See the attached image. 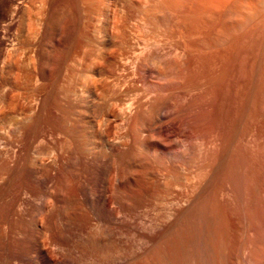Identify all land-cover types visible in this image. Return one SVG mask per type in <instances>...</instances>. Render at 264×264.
Returning a JSON list of instances; mask_svg holds the SVG:
<instances>
[{
	"label": "rangeland",
	"instance_id": "obj_1",
	"mask_svg": "<svg viewBox=\"0 0 264 264\" xmlns=\"http://www.w3.org/2000/svg\"><path fill=\"white\" fill-rule=\"evenodd\" d=\"M131 1L107 0L110 12L95 15L93 25L84 29L89 19L76 0H0V253L31 252L36 225L50 224L58 205L60 215L53 216L47 239L58 241L64 223L84 227L87 216L73 213L81 209V177L91 184V177L103 174L117 211L137 221L159 222L174 200H157L152 192L144 201V162L160 172L157 193L178 194L179 202L207 174L213 175L203 202L206 223L198 217L188 223L201 227L202 234L208 225L209 236L225 241L224 252L247 233L238 228L246 224L238 208L249 217L264 215V0H229L226 16L217 12L220 0H202L200 7L179 0ZM249 3L254 12L247 15L244 5ZM113 10L127 16L121 36L112 28L117 23ZM139 61L152 65L161 80L146 74L138 82ZM125 81H133L138 94L123 91ZM116 96L124 110L114 105ZM158 104L170 123L163 136L155 124L144 126L137 112L148 118ZM156 140L164 146L171 140L178 147L159 154ZM180 149L188 151L187 157ZM123 163H128L127 177L135 178L125 194L115 184L116 175L125 172ZM172 165L180 178L173 187L167 176ZM55 196L63 198L56 207ZM75 239L79 251L83 240ZM54 250L47 247L50 253Z\"/></svg>",
	"mask_w": 264,
	"mask_h": 264
},
{
	"label": "bare ground",
	"instance_id": "obj_2",
	"mask_svg": "<svg viewBox=\"0 0 264 264\" xmlns=\"http://www.w3.org/2000/svg\"><path fill=\"white\" fill-rule=\"evenodd\" d=\"M76 1L80 3V6L82 5V7H81L82 15L86 16L89 19V21H87L86 24H84V26H83L84 29H88V28H90L93 25L92 24L93 22H91L92 20L90 21V19L95 17V15L96 16H103L104 13L106 14L108 11L110 12V10H111L110 5H107V4L111 3V2L108 1L109 3L106 4L107 0H76ZM120 1L121 2L122 1L123 2H125V1L126 2H130L131 0H120ZM150 1H154V0H150ZM157 1L158 2L159 1L163 2L162 0H157ZM180 1H183V5H184V2H190V3L194 4V5L197 4V6L200 7V1H202V0H179L178 2H180ZM220 1L223 2L222 3L223 5L221 6V8L219 7V10L211 8V7H210L211 9H208V10H211L213 12L214 11L216 12V10H217V12L220 13V14L221 13H223L224 15L227 14L228 8H229L227 6V4H228L229 0H220ZM131 2L133 3V1H131ZM131 2L129 4H132ZM164 2H165V0H164ZM167 2H170V1L167 0ZM171 2H173V0ZM185 6H187V5H185ZM245 6L246 5H244V8L247 11V12L244 11L245 14H247V13L249 14L254 9L253 6L250 5V3L246 7ZM184 8H186V7H184ZM187 8L190 9L188 6H187ZM176 9H177V7H176ZM245 9H243V10H245ZM182 10H184V9H182ZM105 11H107V12H105ZM114 11L115 10H113V14L112 13H110V14H112L111 16L113 17V20L117 22V23H115V22L114 23L117 24V25L114 24V27H116V28H114L112 26L111 27L113 29H115V31L117 33H120V35L119 34L118 35L121 36V35H123L122 33L124 31V30L122 31V29H124L122 27V25H123V22L126 20L127 16L119 15V13H117L116 11L114 12ZM256 11H257V9H256ZM184 12H186V11H184ZM218 13H216V14H218ZM229 13H230V11H229ZM187 14H188V10H187ZM105 16H107V15H105ZM225 18H227V17H225ZM253 19H255V18H253ZM237 20L239 21V19H237ZM77 25H74V26L76 27ZM52 26H58V24L56 25V23H54ZM60 26H59V28L61 29ZM55 28H58V27H55ZM124 35H125V33H124ZM159 43H161V42H159ZM156 44H155V46H157ZM171 45H169V46H171ZM152 46H153V44H152ZM137 47H138V45H137ZM161 48H158V51ZM119 50H121V49H119ZM98 52H101V51H98ZM127 55H129V54H127ZM155 55H156V53H155ZM180 55H182V54H180ZM119 58H121V57H119ZM126 58H128V56ZM157 59H158V57H157ZM119 60H121V59H119ZM122 61H123V59H122ZM142 61H139L140 64L137 67V75L139 76V79H140L138 82H140L141 79L144 80L145 77H146V74L155 76L156 79H160L161 80L160 74L154 68L151 67L152 65L148 66ZM132 62H133V60H132ZM154 64H156V63H154ZM124 65H125V63H124ZM87 68H89V67H87ZM102 72H103V70H102ZM78 75H76V76H78ZM137 75H136V78H137ZM123 79H125V78H123ZM126 81H127V79H126ZM126 81H125V83L127 84L129 81L128 82H126ZM114 82H116V81H113V83ZM134 82H135V80H134ZM172 82H174V81H172ZM118 83H119V80H118L117 84ZM87 84L88 83H86V86H87ZM114 85H116V84H114ZM156 85H157V83H156ZM86 86H85V88H86ZM110 86L111 85H109V87H106L105 92L109 91ZM113 87H115V86H113ZM135 87H134L133 81H131V82H129L127 84L125 90H123V91L128 92V93L131 92V93H134V94H138L137 93L138 92L137 88H135ZM81 88L82 87H80V90H81ZM83 89L84 88H82V90ZM103 89L100 88L99 90L101 91ZM114 89H113V91H114ZM94 90H95V88H93L92 91H94ZM116 90H118V89H116ZM119 91H121V90H119ZM75 94H76V92H75ZM111 94H112V92H111ZM111 94L109 93V95H111ZM110 97H112V95L109 96V98ZM132 97H134V96H132ZM112 99L111 100L113 102H115L114 105L116 104L118 106V108H122L123 107L122 104H120L119 99H117V96L115 98H112ZM130 101H131V99H130ZM158 105L159 106H157V107L155 106L153 112L150 114V116H148V118L147 117L144 118V116H142V112H140V110H138L137 112H138L139 121L143 122L144 126H149L150 127V126L155 124V126H157L156 133L158 135H160V136H163V135L166 134L167 129H168L167 127L169 126L170 123L168 124L166 122L165 113L163 111L164 109L162 108L164 106H160V104H158ZM139 108H140V106H139ZM166 110H168V109H166ZM117 116H119V113H118ZM88 124L91 126L92 119H90ZM148 135L150 136V134H148ZM159 139H161V137ZM157 140H156V143L154 145H155L156 152H158L159 154H162L163 151H167L168 148H173V149L175 148L176 149L178 147L175 144V142H173L171 140H168L170 143H167L166 144L167 146H164L165 143L164 144L161 143L160 142L161 140H159V141H157ZM163 140H164V138H163ZM192 145H191V148H192L191 150H194L195 148ZM178 152H180V151H178ZM187 152L186 151H182V152H180V155L183 156V157L184 156L187 157V155H188ZM199 153H200V150H199ZM175 155L176 154H174V156ZM127 164L128 163H123L122 169L125 172L122 171L123 173H121L119 175H116L117 179H116V183H115L117 190L118 191L121 190V193H124V194H125V190L128 187L129 181H133V182L135 181V178H133V177H129L128 178L127 175H126V173L128 174V172H127ZM151 164L150 163H145V162L140 164V168H141L140 170H142V171H140V179H141V183H142L141 188L143 190L142 193L144 194V198L147 197V196H150L151 193L153 192V194L155 193L154 196H155V199H157V200H159V199H161V200L164 199L165 200V198L167 196H171L172 200H174L172 203L170 202L171 203L170 205L172 207L170 209V211L167 213V215L165 217H163L162 220L159 219L160 220L159 222L158 221L157 222H155V221L147 222L145 220L137 221L133 217H130L129 215H127V214H125L123 212L117 211L113 207V203L115 201L110 200L108 198L107 189L105 187L106 183L108 181V178L105 177L103 174H99L97 176L91 177V179H90V180H92L91 184H89V182L86 183L87 180L84 177H81L77 181L78 186H79L78 187L79 188L78 191L80 193V199H78V200H80L79 203H81V206H80V204H79V206L81 207V209L76 207V211L75 212L73 211V213L75 215H77V216L78 215H86L87 216L88 220L86 221L84 227H82L81 229H78L72 224L64 223L62 229L60 228V230H59L58 237H57L58 241H55L56 239L54 240L53 238L52 239L50 238L51 240L49 238L47 239L46 236H47L48 232L50 234V232L53 230V226H54L53 224H55V222H54L55 220H54L53 216L57 217L58 215H60V213H59L60 211H59V208H58L60 205H58V203L62 202V200H63V198L60 199L61 197L59 198V196H55L53 198L54 199V205L56 207L55 203H57L58 206H57V208H53V211L55 210L56 213L53 214V216L50 218V224H49V222H48V224H44V223L42 224V222L40 221L41 224L36 225L35 237H34L33 241L29 244L31 252H29V249L26 247L28 250H26V251H24L22 253H19V254H14V253H12V254H10V253L2 254V253H0V264H264V215H260V213L258 212L259 216L257 214L254 215L252 213L254 216L253 217H249V216H247L246 214L243 213L246 210L242 211L240 208H238L237 209V215H239L240 221H243L244 223H246L244 225L241 224L240 226H238V228L241 229V230H244L247 233L245 235H243L244 239L240 238L241 240L239 241V243H237V245H234V247H232L233 249L231 248L228 252H224L223 249L225 247V241L223 240V238L221 240V239H218V238H215V237H211V235L209 236L208 235V231H209V226L208 225L207 226L203 225L204 234H202V228L201 227L198 226V228L197 227L194 228L193 225L188 223L190 220H192L191 218H193V217L194 218L198 217L199 220L204 218V223H206L205 222L206 221L205 220L206 219L205 218V212L206 211L204 210L206 208H204L205 206L203 207V202H204V199L206 198L205 196L207 194L206 193V187L208 186V184L210 182H212V179H214L213 175L207 174L204 177V180L202 181V183H200L198 189L195 190V192H193L190 196H188V198L186 200H184L183 202H179V200L181 199V196L178 195V194L173 196L174 193H172L173 194L172 195L171 192H166L164 194L161 193L162 195L157 193V192H160L159 188L161 187V185L159 184V180H160L159 179V176H160L159 173L160 172H158V170L155 169L154 166H152ZM157 165H159V164H157ZM211 166H213V165H211ZM167 176L170 178L169 179L170 180L169 185L171 187L178 186V181H179L180 178H179V173H177V171H176V166L175 165H172L170 173ZM237 181L238 180H236V183H237ZM47 182H48L47 179L41 181L43 186H45L47 184ZM188 182H190V181H188ZM94 183L98 184V185L94 186ZM238 185H239V183H238ZM151 187H154L156 190L154 189L155 191H153L151 189ZM236 191H237V189H236ZM141 197H143V196L141 195ZM237 197L240 198L239 195ZM168 198H170V197H168ZM147 200H149V199L147 198ZM144 201L146 202V198H145ZM215 211L216 210H214V212ZM223 213H224V211H223ZM261 213L263 214L262 209H261ZM51 215H52V213H51ZM218 217H220V216H218ZM46 218H48V217H46ZM58 218L59 217H57L56 219H58ZM52 220L54 222L53 224H51ZM208 221H209V218H208ZM44 222L46 223V221H44ZM202 223H203V221H202ZM213 229H214V227H213ZM222 229H224V228H222ZM222 229H221V231H223ZM241 230H239V231H241ZM212 232H213V230L211 231V233ZM215 232H216V230H215ZM209 234H210V231H209ZM217 234H219V233H217ZM77 237H82V240H83L81 245H80V247H79L80 248L79 251H78V249L76 247L77 244L75 243V240H76L75 238H77ZM216 237H218V235ZM122 238H124L125 240L126 239H130V243L128 245L125 244L124 242L121 241ZM121 242H122V244H121ZM49 246L54 247L56 249V251L54 250L55 251L54 253H52V252L50 253L49 251H47V247L49 248ZM78 252H79V254H78Z\"/></svg>",
	"mask_w": 264,
	"mask_h": 264
}]
</instances>
